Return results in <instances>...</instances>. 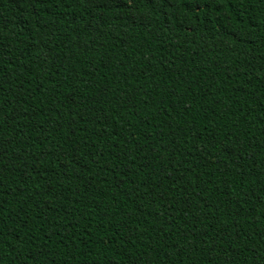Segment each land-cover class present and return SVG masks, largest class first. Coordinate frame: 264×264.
Masks as SVG:
<instances>
[{
	"label": "trees",
	"instance_id": "obj_1",
	"mask_svg": "<svg viewBox=\"0 0 264 264\" xmlns=\"http://www.w3.org/2000/svg\"><path fill=\"white\" fill-rule=\"evenodd\" d=\"M0 264H264V0H0Z\"/></svg>",
	"mask_w": 264,
	"mask_h": 264
}]
</instances>
